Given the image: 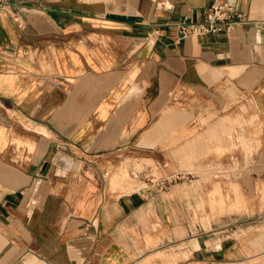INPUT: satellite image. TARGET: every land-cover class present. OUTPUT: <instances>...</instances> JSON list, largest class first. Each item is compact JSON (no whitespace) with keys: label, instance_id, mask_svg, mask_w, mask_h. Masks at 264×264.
Returning a JSON list of instances; mask_svg holds the SVG:
<instances>
[{"label":"crops","instance_id":"1","mask_svg":"<svg viewBox=\"0 0 264 264\" xmlns=\"http://www.w3.org/2000/svg\"><path fill=\"white\" fill-rule=\"evenodd\" d=\"M229 1L245 24L177 38L211 0H0V264H264V225L209 233L176 181L120 179L206 173L232 127L264 136V0Z\"/></svg>","mask_w":264,"mask_h":264},{"label":"rangeland","instance_id":"2","mask_svg":"<svg viewBox=\"0 0 264 264\" xmlns=\"http://www.w3.org/2000/svg\"><path fill=\"white\" fill-rule=\"evenodd\" d=\"M235 130L232 127L228 131L225 142L212 141L211 153L215 156L204 159V165L208 167L206 173L184 174L182 178L174 179L173 184L183 187L177 193L183 204L181 209L192 225L209 233L220 231L224 235L245 236L247 231L264 225L261 221L264 220V179H257L256 174L250 172H233L236 168L245 171L251 165L264 166V158L252 157L264 149V136L250 134L245 123ZM239 151L242 157L238 156ZM124 166L120 169V179L131 185L132 177L136 178L132 173L135 169L130 170V177L129 165ZM183 167L186 169L187 166ZM141 169L145 170L143 166L136 170ZM152 170L159 175L153 163ZM190 179L197 182L193 191L187 188Z\"/></svg>","mask_w":264,"mask_h":264},{"label":"built area","instance_id":"3","mask_svg":"<svg viewBox=\"0 0 264 264\" xmlns=\"http://www.w3.org/2000/svg\"><path fill=\"white\" fill-rule=\"evenodd\" d=\"M248 21L247 15L238 10L234 4L229 0H211L209 4L204 7L202 17L199 20H182L173 24L175 34L177 38L186 37L192 34L201 35L206 33H216L222 30L229 31L237 26L243 25ZM167 163L163 162L162 166ZM136 178H141L145 181V184L155 185L156 190H149L146 185V189L152 196L159 193L162 190L167 189L169 184L182 176L181 173L170 174L167 176L156 175L152 169L139 170L132 172ZM106 174V172L104 173Z\"/></svg>","mask_w":264,"mask_h":264},{"label":"water","instance_id":"4","mask_svg":"<svg viewBox=\"0 0 264 264\" xmlns=\"http://www.w3.org/2000/svg\"><path fill=\"white\" fill-rule=\"evenodd\" d=\"M46 166V164H44V167Z\"/></svg>","mask_w":264,"mask_h":264}]
</instances>
